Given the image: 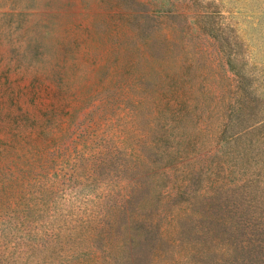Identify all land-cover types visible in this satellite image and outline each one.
Here are the masks:
<instances>
[{
  "label": "rangeland",
  "instance_id": "1",
  "mask_svg": "<svg viewBox=\"0 0 264 264\" xmlns=\"http://www.w3.org/2000/svg\"><path fill=\"white\" fill-rule=\"evenodd\" d=\"M261 256L264 0H0V264Z\"/></svg>",
  "mask_w": 264,
  "mask_h": 264
},
{
  "label": "trees",
  "instance_id": "2",
  "mask_svg": "<svg viewBox=\"0 0 264 264\" xmlns=\"http://www.w3.org/2000/svg\"><path fill=\"white\" fill-rule=\"evenodd\" d=\"M251 248V247H250ZM254 247H252L251 249H253ZM260 260H262V261H264V257H262L261 256V259ZM197 264H199V263H197Z\"/></svg>",
  "mask_w": 264,
  "mask_h": 264
}]
</instances>
